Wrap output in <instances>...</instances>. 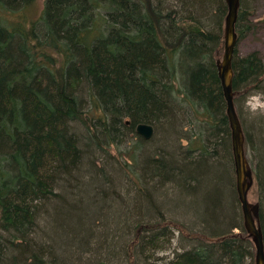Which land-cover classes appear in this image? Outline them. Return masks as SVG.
<instances>
[{"label": "trees", "instance_id": "16d2710c", "mask_svg": "<svg viewBox=\"0 0 264 264\" xmlns=\"http://www.w3.org/2000/svg\"><path fill=\"white\" fill-rule=\"evenodd\" d=\"M243 4L239 40L251 31ZM227 14L226 0H0V264H152L176 231L164 264H256L217 69ZM233 73L264 238V123L244 117L264 94V61L236 49ZM122 176L135 209L98 237ZM176 190L177 217L194 215L195 229L158 205Z\"/></svg>", "mask_w": 264, "mask_h": 264}, {"label": "rangeland", "instance_id": "374dc122", "mask_svg": "<svg viewBox=\"0 0 264 264\" xmlns=\"http://www.w3.org/2000/svg\"><path fill=\"white\" fill-rule=\"evenodd\" d=\"M242 10L245 13H247V14H245L246 15L245 18L247 19V22H244L243 24H244V26H246L249 23L251 25V31L248 33V35L245 38L239 40V43L237 46L238 54L240 57H246L249 54L256 52L259 54L261 59L264 61V0H244ZM222 57H223V53H222V56L220 57V60L222 59ZM244 117H245L246 121L253 124L254 126H255V124H257L259 126L258 123H264V94H254V95L249 97V99L247 100V102L245 103V106H244ZM257 125L255 126V128L258 127ZM259 129H260V127H259ZM158 139H160V138H157V140ZM113 152L115 153V151H113ZM246 153H247V157H248L250 166H251L253 173H254L255 170L257 169L258 164H259L258 163V161H259L258 156H255V154L252 155L250 150H248V148H246ZM221 154L223 156V153H221ZM221 163L223 165H226V160L221 159ZM234 176L236 179L235 172H234ZM122 179L124 181L122 185L125 189H127L126 191H122V190L120 191L119 187H121V186H119V184H117V192L122 197L121 198L122 200H116V198L112 197L109 199L108 202H106V203H104V205H102L103 208H107V209L111 208V212H109L107 209H105V210L108 211L107 212L108 218L109 219L112 218V220L111 221L109 220V223H107V221L106 222L105 221H102V222H95L94 221V223L92 225V228H94L93 226H95L96 234L98 235V237H99V233H97V232L111 233L112 231L114 232L116 229L120 230L121 226H123V225L120 226V224L118 223V219L115 218L114 212L118 211L121 213V215H124V214H126L127 210L133 209V208L135 209L134 201L136 198V194L129 191L128 179H125L124 177ZM85 181L87 182V179L84 180V183H85ZM205 182L207 185L208 179H206ZM82 189H83V191H87V192L89 190L88 187H86V186L83 187ZM155 196H156V199L158 200V205L162 209V212L166 218L172 219V220H179L182 222L184 221L192 229H195V227L193 225H194V222L199 221L197 217H195L192 214H190V217H189V219H191V220H186V219L182 220L179 217H177L179 211L176 210L177 205H175V203H176L175 200L176 199L178 200V198H181V197H179L177 190L171 191L170 193L167 191V192H164V194H162V195L157 194ZM69 199H73V198L70 197ZM260 199H261L260 191H259V188L257 187V181L255 179V174H254V185H253V187L249 193V201L252 204H256V203L261 202ZM75 200L73 202L82 201V202H84V205H86V206L88 204L86 197L83 196L82 194L77 196ZM164 205H167V207L166 206L164 207ZM263 211H264V209H263ZM157 220H159V218H157ZM114 223H116V224H114ZM101 224H103V225H101ZM40 225L42 228L46 229L47 232L52 231L53 227L51 225H48L42 221H41V223H39V226ZM98 226H102V227L99 228ZM198 228L203 229V226H198ZM108 244L110 245V240H109ZM180 244H181L180 235L176 231L175 234L173 235L171 247L155 252V254H154L155 258H152L149 261L152 264H164L166 262V260H169L173 256L175 250L179 247ZM58 250H60L58 253H61L63 255L65 249L62 250L61 248H59ZM145 255L146 254H142V257H141L139 264H146Z\"/></svg>", "mask_w": 264, "mask_h": 264}, {"label": "water", "instance_id": "95a60500", "mask_svg": "<svg viewBox=\"0 0 264 264\" xmlns=\"http://www.w3.org/2000/svg\"><path fill=\"white\" fill-rule=\"evenodd\" d=\"M228 14L225 19L224 53L217 62L218 75L227 102V115L232 132V150L236 174L238 199L242 207L244 227L252 237L256 247V264H264V238L260 226V205L249 201V193L254 185V173L246 153V139L242 122L236 110L233 91V60L239 43L236 32L241 0H226ZM136 133L145 140L155 135L152 125L139 124Z\"/></svg>", "mask_w": 264, "mask_h": 264}]
</instances>
